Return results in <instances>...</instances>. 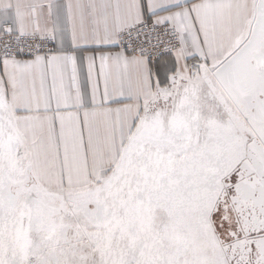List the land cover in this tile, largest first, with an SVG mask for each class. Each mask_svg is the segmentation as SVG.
Segmentation results:
<instances>
[{
    "label": "snow or ice",
    "instance_id": "6c2138e0",
    "mask_svg": "<svg viewBox=\"0 0 264 264\" xmlns=\"http://www.w3.org/2000/svg\"><path fill=\"white\" fill-rule=\"evenodd\" d=\"M0 264H264V0H0Z\"/></svg>",
    "mask_w": 264,
    "mask_h": 264
}]
</instances>
